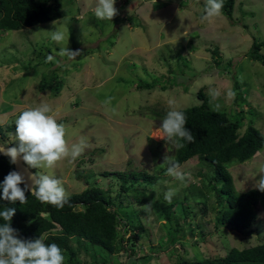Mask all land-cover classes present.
Masks as SVG:
<instances>
[{
    "label": "rangeland",
    "instance_id": "1",
    "mask_svg": "<svg viewBox=\"0 0 264 264\" xmlns=\"http://www.w3.org/2000/svg\"><path fill=\"white\" fill-rule=\"evenodd\" d=\"M61 3L64 14L56 20L0 30V125L6 129L24 110L48 103L69 144L83 139L87 147L74 161L29 169L61 179L68 195L90 185L109 189L113 199L120 193L115 202L124 235L116 253L73 237L76 264H174L264 242L263 206L247 229L219 222L215 196L207 190L211 170L194 156L181 165L190 174L184 182L168 175L163 157H173L176 146L159 138L169 99H175V110L198 105L200 89L209 104L245 113L241 132L252 118L264 137V58L250 57L253 42L264 40V0H233L231 19L221 13L212 24L201 19L205 0H116L112 21L95 17V0ZM54 30L64 33L63 42L51 39ZM65 47L81 55L61 57ZM259 53L264 56V48ZM153 81L152 88L140 86ZM210 89L221 95L213 99ZM5 131L0 143L16 146L14 134ZM262 166L264 146L245 163H231L235 190L255 188ZM133 171L140 174L132 185ZM123 175L128 192H120ZM169 189L176 192L174 205L164 199ZM162 205L181 217L184 230L178 232L186 238L178 240L175 217L165 221Z\"/></svg>",
    "mask_w": 264,
    "mask_h": 264
},
{
    "label": "trees",
    "instance_id": "2",
    "mask_svg": "<svg viewBox=\"0 0 264 264\" xmlns=\"http://www.w3.org/2000/svg\"><path fill=\"white\" fill-rule=\"evenodd\" d=\"M61 6V0H0V30H17L56 20L64 14ZM232 6L233 0H223L221 13L230 19ZM203 13L204 10L201 16ZM260 48H264V40L254 41L250 48V57L263 60V54L259 53ZM216 50H213V57L218 62ZM234 81V87L238 89L236 84L239 81L235 78ZM155 85V81L140 84L146 88H152ZM198 97L201 100L198 105L178 110L185 114L186 127L191 130L195 142L182 141L185 146L181 149L175 147L173 157L180 165L194 156L202 160L211 170L209 177L211 185L207 190L212 191L215 196L218 205L216 207L218 221L233 225L237 229H247L257 218V206L264 207V192L256 188L237 192L228 166L231 163H245L262 149L263 134L250 124L252 118L249 119V115L247 116L249 123L242 132L240 131L244 112L231 114L212 105L214 103L209 104L208 95L201 89ZM5 130L14 134L15 122L8 125L6 129L0 125L1 136L6 135ZM10 171H15L13 164L7 156L0 155V183ZM139 174L135 171L131 172L133 178L135 177L131 179L132 185ZM142 177L144 180L149 179V176L145 174ZM121 179L120 192H128L124 175ZM108 191L109 189L103 190L94 185L87 186L80 192L68 195L69 203L62 209H57L50 204L41 203L31 195V192L26 193L28 199L26 204L21 205L19 201L13 204L2 199V189H0V212L14 208L15 215L12 218L11 227L17 230L18 238L33 240L41 237L46 244L56 243L63 255L68 254L64 264H72L76 260L70 252L73 237L85 239L100 245L110 253H116L118 242L124 235L123 232L118 231V221L123 217L119 214L115 202V199L119 201L120 193L113 199ZM201 195L204 196V193ZM162 206L160 210L165 221L170 223L172 216L175 217L174 222L178 224L175 229L178 240L182 237L186 238V235L183 233L180 235L178 232L179 228L182 232L184 230V225L181 226L179 220L181 217L173 215L175 210L168 207L170 205ZM183 213L188 216L186 210H183ZM4 223L5 221L0 217V225ZM57 224L60 225V230L55 229ZM128 238L126 240L130 241ZM135 239L136 236L133 235L131 241ZM86 261L85 259L83 264H86ZM76 263L75 261L74 264ZM174 264H264V242L242 246V248L231 247L226 254L217 255L211 259H182Z\"/></svg>",
    "mask_w": 264,
    "mask_h": 264
},
{
    "label": "clouds",
    "instance_id": "3",
    "mask_svg": "<svg viewBox=\"0 0 264 264\" xmlns=\"http://www.w3.org/2000/svg\"><path fill=\"white\" fill-rule=\"evenodd\" d=\"M115 4L116 0H95V17L99 20L112 21L118 14ZM222 8L223 0H205L202 21L212 24L221 15ZM51 39L61 43L65 36L63 32L54 30ZM59 55L66 56L68 60H75L81 52L65 47L60 49ZM47 60L52 61L53 57L50 55ZM209 95L216 99L221 93L218 89H210ZM235 95L236 93L232 90L227 92L229 98H234ZM110 99L106 102H110ZM236 102L242 101L236 100ZM168 104L171 110L163 119L160 126L163 135L159 138L175 144L177 149L185 146L182 141L194 143L195 137L186 127L185 114L175 110V99H169ZM52 112L53 109L48 103H41L37 107L24 110L15 120L16 146L7 147L9 145L0 143V153L7 156L13 165L17 164L18 158H22L23 162L33 169H52L62 160L77 159L87 147L86 142L81 139L79 143L70 145L65 138V126L57 122ZM162 164L167 166L168 175L181 182L190 176L189 173L182 171L181 165L172 156L165 154ZM258 176L259 179L255 180L254 187L264 192V166L259 169ZM29 180L31 183L28 182ZM0 189H2V199L13 204L17 201L21 205L26 204L28 201L26 193L29 191L41 203L50 204L57 209H62L69 203L62 180L46 174L36 173L26 179L20 172L10 171L0 183ZM175 194V189H169L165 193V201L172 203ZM14 215V208L0 212V217L5 221L0 225V264H64L65 257L56 243L46 244L41 237L33 240L18 238L17 230L11 227ZM55 229L60 230V225L57 224Z\"/></svg>",
    "mask_w": 264,
    "mask_h": 264
},
{
    "label": "water",
    "instance_id": "4",
    "mask_svg": "<svg viewBox=\"0 0 264 264\" xmlns=\"http://www.w3.org/2000/svg\"><path fill=\"white\" fill-rule=\"evenodd\" d=\"M7 147H14V146H7ZM0 155H3L2 153H0ZM5 156V155H3ZM13 168L15 171L20 172L22 175L25 176V178L27 179V177L33 175L34 173L29 169V167L23 162L22 158H18V162L17 164L13 165ZM29 183H31V181H28ZM30 192V191H29Z\"/></svg>",
    "mask_w": 264,
    "mask_h": 264
}]
</instances>
